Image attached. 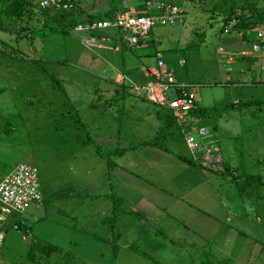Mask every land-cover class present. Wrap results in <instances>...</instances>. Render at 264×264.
<instances>
[{
	"label": "rangeland",
	"instance_id": "rangeland-1",
	"mask_svg": "<svg viewBox=\"0 0 264 264\" xmlns=\"http://www.w3.org/2000/svg\"><path fill=\"white\" fill-rule=\"evenodd\" d=\"M39 1L0 0V179L28 162L43 189L42 204L19 215L24 230L5 231L0 264H30L32 236L67 245L71 229L101 234L109 212L105 221L119 212L126 231L114 264H264V85H250L256 69L238 73L242 59L217 54L242 42L223 23L238 12L264 18V0H170L185 23L157 26L135 47L89 46L74 28L85 9L101 17L141 0H74L69 11ZM157 53L193 86L196 113L179 118L116 81L119 72L152 79L145 69ZM187 122L222 147L223 173L192 160ZM117 147L128 149L109 164L102 154Z\"/></svg>",
	"mask_w": 264,
	"mask_h": 264
},
{
	"label": "built area",
	"instance_id": "built-area-1",
	"mask_svg": "<svg viewBox=\"0 0 264 264\" xmlns=\"http://www.w3.org/2000/svg\"><path fill=\"white\" fill-rule=\"evenodd\" d=\"M38 6L41 9L69 11L74 7V0H40ZM241 15L242 12L232 15L222 26L223 35H234L242 41L240 47L229 50L219 46L217 54L224 56V64H234L237 59L259 61L256 75L250 77V85H264V18L254 22L252 16L241 18ZM185 20L182 8L170 0H144L142 8L136 11L119 9L108 18L81 22L76 25L75 30L88 35L85 43L89 46L105 47L102 41L115 39L128 47H135L150 39L155 27H175L183 25ZM157 57L156 62L146 68L152 79L138 84L129 80L125 73L119 72L116 81L120 84L127 83L135 91H142L147 100L166 108L179 118L192 115L196 109L193 86L178 79L176 71L166 64L160 54ZM179 63H185V60H180ZM186 126L184 139L192 160L210 170L224 169L227 165L223 149L219 144L206 140L207 128L195 126L192 122H187ZM196 134L198 137H195ZM42 202L43 191L38 168L32 163L22 162L0 179V247L8 227L12 226L17 231L24 230L20 225L25 222L19 215L30 205ZM28 231L25 228L23 239L28 237ZM228 263L236 264L231 261Z\"/></svg>",
	"mask_w": 264,
	"mask_h": 264
},
{
	"label": "crops",
	"instance_id": "crops-1",
	"mask_svg": "<svg viewBox=\"0 0 264 264\" xmlns=\"http://www.w3.org/2000/svg\"><path fill=\"white\" fill-rule=\"evenodd\" d=\"M93 11L95 12H92L91 9L88 10L85 9L84 14L81 15L80 17L78 13L76 16H78L79 23L91 20L94 17L93 15L98 14L96 11H100V10H93ZM103 13L105 12L103 11ZM75 32L77 31L75 30ZM239 47L240 45H238V48ZM157 54L161 55V53H157ZM243 61H244L243 63L238 64L239 65L238 67H240L238 73L240 75L246 74L250 76L252 70L256 69L255 72L256 75L259 61L255 59L243 60ZM61 74L65 76L64 73L61 72ZM145 74H147L146 69H145ZM62 80L66 81V79L63 78ZM218 173L221 174L220 172ZM253 174H255L254 171ZM211 189L213 192L214 191L216 192L215 190L216 188L213 187ZM117 209L119 211L121 210L119 206L117 207ZM106 216H104L101 221L103 227V232L101 234L94 232H86V231L83 233L82 231H80L81 233L78 234L76 233L77 231L71 229L70 234L67 236V241H68L67 245L62 244V239H58L59 240L58 243L49 244V243H43L42 238H33L32 236L31 239H33L32 240L33 242L31 243L30 249L26 252L25 256H27V259L30 264H114L115 260H117L118 257H121L120 254L121 246L127 248L126 244H122L120 246L118 243H116L117 242L116 240H121L122 238L125 237L126 231L122 228V226H124L123 221L121 222L119 221V217H118L119 212L117 213L118 219L116 217V219H113L110 222L105 221ZM147 233H149V236L147 235ZM147 233L144 235L145 238L143 241L148 243L149 245L150 243L154 242L153 241L154 236L151 237L152 236L151 231H148ZM145 245L147 246V244ZM152 250L155 251L154 249ZM131 251H134L136 253L135 250H131ZM140 251L141 250H139V252L137 251L138 253H136L138 256L144 258L146 257L151 258V256H149L147 253H143V251L142 252ZM203 255L204 252L202 253V256Z\"/></svg>",
	"mask_w": 264,
	"mask_h": 264
},
{
	"label": "trees",
	"instance_id": "trees-1",
	"mask_svg": "<svg viewBox=\"0 0 264 264\" xmlns=\"http://www.w3.org/2000/svg\"><path fill=\"white\" fill-rule=\"evenodd\" d=\"M142 2L144 1V0H141ZM120 9H126V8H120ZM117 10H119V9H116V10H114V12L115 11H117ZM113 12V13H114ZM110 15H107V16H104V17H98V16H94L91 20H98V19H105V18H108ZM253 17V16H252ZM241 18H242V15H241ZM254 19V22H256L257 20H258V18L257 17H253ZM227 21V20H226ZM242 25H244V21L242 22ZM222 30V29H221ZM147 80H145L143 83H145ZM196 109L192 112V114H194V113H196ZM96 145L98 144V143H96V142H94ZM97 147H98V149H99V147H100V145L98 146L97 145ZM128 148H119V147H117V148H110V149H108V150H106V152H104L102 155H104L105 157H106V159H107V161H108V163L110 164V163H113L112 162V159H111V156L112 155H114V154H123V152H125L126 150H127ZM101 152V151H100ZM226 167H228V166H226ZM222 170H226V168H224V169H222ZM222 170L220 171V170H216V172H220V173H223L222 172ZM20 227L21 228H23L24 226L23 225H20ZM200 264H213V262H212V260H211V256L209 257V258H207L206 260L204 259Z\"/></svg>",
	"mask_w": 264,
	"mask_h": 264
}]
</instances>
